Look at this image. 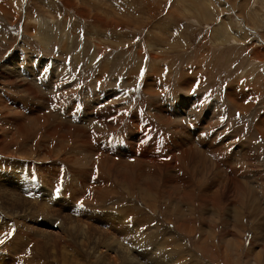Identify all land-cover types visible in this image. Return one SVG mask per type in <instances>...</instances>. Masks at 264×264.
<instances>
[{"label": "rangeland", "instance_id": "374dc122", "mask_svg": "<svg viewBox=\"0 0 264 264\" xmlns=\"http://www.w3.org/2000/svg\"><path fill=\"white\" fill-rule=\"evenodd\" d=\"M0 5V264H264V0Z\"/></svg>", "mask_w": 264, "mask_h": 264}, {"label": "bare ground", "instance_id": "6f19581e", "mask_svg": "<svg viewBox=\"0 0 264 264\" xmlns=\"http://www.w3.org/2000/svg\"><path fill=\"white\" fill-rule=\"evenodd\" d=\"M13 3H14V2H13ZM0 6H1V5H0ZM1 8H2V6H1ZM1 11H2V10H1ZM5 12H6V11H5ZM217 32H218V31H217ZM218 33H219V32H218ZM222 34H223V33H222ZM46 35H47V34H46ZM219 35H220V34H219ZM223 35H228V34H223ZM214 36H215V34H214ZM216 37H217V36H216ZM216 37H215V39H216ZM58 38H59V37H58ZM219 38H220V37H219ZM219 38H217V41H218V40H220V41L222 40V38H221V39H219ZM226 38H227V37H226ZM98 46H99V45H98ZM47 60H48V59L43 58L42 61H43V62H46ZM48 62H49V61H48ZM54 63L57 64L58 62H57V61H54ZM56 64H55V65H56ZM6 77H7V76H6ZM183 80H184V79H183ZM185 88H186V86H185ZM24 89H26V91H28V93L32 94L33 96L38 95L35 91H33V90H32L31 88H29V87H28V88L26 87V88H24ZM14 90H15V89H14ZM24 91H25V90H24ZM45 94H46V93H45ZM49 94H50V93H49ZM239 94H240V93H239ZM88 95H89V94H88ZM92 95H93V94H92ZM90 96H91V95H90ZM94 96H95V95H94ZM94 96H93V97H94ZM230 96H231V95H230ZM30 98H31V97H30ZM111 98H112V97H111ZM111 98H104V99H102L100 96H98V97L96 96L94 99H96V102H98V104H99V103H101V102H109V101L111 100ZM177 98H178V97H177ZM231 100H232V99H231ZM52 101H53V100H52ZM195 101H196V100H195ZM91 105H92V104H91ZM33 106H34V105H33ZM95 108H96V106H95ZM193 110H194V109H193ZM38 111H39V110H38ZM92 111H93V110H92ZM92 111H91V113H90L91 115H93L95 118H98V119L101 118V116H100L101 114H98V117H96V114L94 113V114H95V115H94V114L92 113ZM186 111H187V110H186ZM89 112H90V111H89ZM97 113H98V112H97ZM212 114H213V113H212ZM20 116H21V115H20ZM22 116H23V115H22ZM85 116H86V115H85ZM210 116H211V115H210ZM212 116H213V115H212ZM165 117H166V116H165ZM168 117H169V116H168ZM51 118H52V117H51ZM165 119H166V118H165ZM167 119H168V118H167ZM170 119H171V118H170ZM210 119L212 120L213 118L210 117ZM29 120H30V119H29ZM86 120H87V118L85 119V121H86ZM172 120H173V119H172ZM87 121H88V120H87ZM102 121H103V120H102ZM83 122H84V121H83ZM91 122H92V121H91ZM206 122H207V121H206ZM84 123H85V122H84ZM84 123H83V124H84ZM166 123H167V122H166ZM115 124H116V123H115ZM178 124H179V123H178ZM196 126H197V125H196ZM64 127H67V125L64 126ZM83 127H85V126H83ZM176 128H177V127H176ZM197 128L199 129V126H197ZM67 129H68V128H67ZM79 129H80V128H79ZM82 129H83V128H82ZM69 130H70V127H69ZM72 130H73V129H72ZM84 130H85V129H84ZM183 130H184V129H183ZM193 130H196V129H193ZM74 131H77V130H74ZM82 131H83V130H82ZM143 131H144V130H143ZM56 132H57V131H56ZM139 132H140V131H139ZM211 132H212V131H210V133H211ZM81 133H82V132H81ZM183 133H184V132H183ZM199 133H200V132H199ZM204 133H205V132H204ZM201 134H202V132H201ZM174 135H175V134H174ZM187 135H188V134H187ZM190 135H191V134H190ZM178 136H179V134H178ZM198 136H199V134H198ZM198 138L200 139V141H199L198 143L201 145V147H202V145H204V147L206 146L205 148H212V149H214V148H219V147H220V146H219V145H220L219 142H218V141L216 140V138H214L213 136H212V138H211V137L209 138V136H208L207 134H205V135H202V136L200 135ZM174 139H175V138H174ZM175 140H176V139H175ZM83 141H84V139H83ZM180 141H181V139L177 138V140H176V144H178ZM190 142H191V141H190ZM215 142H216V143H215ZM180 143H181V142H180ZM233 143H234V142H233ZM174 144H175V143H174ZM179 145H180V144H179ZM222 145H223V144H222ZM178 147H179V146H178ZM178 147H177V148H178ZM204 147H202V148H204ZM132 148H133V146H131V148L128 150L129 153H132V152H133V149H132ZM183 148H185V151H186L187 146H186V145H183V147H182L181 149H183ZM191 148H192V147H191ZM239 148H240V147H239ZM244 148H245V147H244ZM245 149H246V148H245ZM201 150H202V149H201ZM203 151H204V150H203ZM203 151H199V152L197 151L198 154H196V155L194 154V156H196V157H200V152L202 153ZM246 151H247V150H246ZM137 152H138V151H134L132 154H135V155L138 156V157H145V158L147 159V161H156V160L159 159V158H155V156H153V155L145 156L146 153L144 154V153H142V152H141V153H139V152L137 153ZM213 152H215V151H213ZM148 153H149V152H148ZM151 153H152V152H151ZM203 153H204V152H203ZM210 153H211V152H210ZM229 153H230V152H229ZM235 154H236V153H235ZM247 154H248V151H247ZM247 154H245V155H247ZM125 155H126V154H125ZM192 155H193V154H192ZM192 155H191V156H192ZM198 155H199V156H198ZM202 156H203V154H202ZM202 156H201V157H202ZM138 157H136V158H138ZM153 157H154V158H153ZM187 157H188V156H187ZM247 157H249V156H247ZM204 158H205V153H204ZM204 158H203V159H204ZM191 159H192V157H191ZM198 159H200V158H198ZM217 159H218V158H217ZM115 160H116V159H115ZM115 160H114V161H115ZM205 160H206V159H205ZM248 160H249V159H248ZM182 161H184V160H182ZM250 161H251V160H250ZM184 162H185V161H184ZM193 162H194V161H193ZM201 162H203V161H201ZM251 162H252V161H251ZM126 163H127V162H126ZM174 163H175V162H174ZM194 163H195V162H194ZM252 163H253V162H252ZM0 165H1V163H0ZM2 165H3V163H2ZM2 165H1L0 167H2ZM13 165H14V164H13ZM200 165H201V164H200ZM251 165H252V164H251ZM253 165H254V164H253ZM28 166H29V165H28ZM183 166H184V165H183ZM13 167H14V166H13ZM141 167H142V166H141ZM3 168H5V167H2V170H6V169H3ZM6 168H7V165H6ZM15 169H16V168H15ZM38 169H39V168H38ZM13 170H14V169H13ZM0 171H1V170H0ZM6 171H7V170H6ZM18 171H21V170L16 169V170H15L16 174L18 173ZM158 171H159V170H158ZM1 172H2V171H1ZM1 172H0V173H1ZM7 172H8V171H7ZM15 172H14V173H15ZM128 172H130V173H127V174H131V175H132V171H128ZM12 173H13V172H12ZM117 173H119V172H117ZM7 174H8V176H9L11 173H7ZM7 174H6V175H7ZM18 174H19V173H18ZM122 174H123V175H121V174H119V175H121L122 177H126V175H127V174H125L124 171H123ZM0 175H1V174H0ZM6 175H5V174H4V175H1L2 177L0 178V184H1V187H2V186H5V188H6V189H5V188L3 187L5 190H3V188H2V189L0 188V194H4V195H13V193L11 192V190H12L11 188H13V187H15V186L11 185V188H10V187H7V183H6L7 178L5 177ZM15 177H16V176H15ZM58 177H59V176H58ZM128 177H129V176H128ZM12 178H14V177L12 176ZM153 178H154V177H153ZM10 181H11V180H10ZM68 182H69V181H68ZM152 182L154 183V180H153V179H152ZM44 184H45V183H44ZM40 186L42 187V185H40ZM43 186H44V185H43ZM46 186H47V185H46ZM51 188H52V187H51ZM51 188H50V189H51ZM6 190H9V193H10V192H11V193H10V194H7ZM53 190H54V189H53ZM12 191H13V190H12ZM5 192H6V193H5ZM35 192H36V191H35ZM50 192H52V190H50ZM50 192H49V193H50ZM252 192H253V191H252ZM44 193H45V192H44ZM253 193H254V192H253ZM253 193H252V194H253ZM21 194H23V193H21ZM50 194H51V193H50ZM254 194H256V192H255ZM254 194H253V197L257 196V194H256V195H254ZM44 195H45V194H44ZM13 196H15V195H13ZM50 196H51V195H50ZM10 197H11V196H9V199L12 198V197H11V198H10ZM21 197H22V196H21ZM23 197H25V196L23 195ZM47 197H48V196H47ZM16 198H18V196H17ZM16 198H14V200H15ZM19 198H20V197H19ZM44 198H45V197H44ZM4 199H5V197H4ZM12 199H13V198H12ZM48 199H49V198H48ZM20 200H21V199H20ZM20 200H19V201H20ZM45 200H47V199L45 198ZM253 200H254V198H253ZM9 201H10V200H9ZM16 201H17V199H16ZM26 201H28V200L23 201L24 204H25ZM47 201H48V200H47ZM142 201H143V200H142ZM23 202H22V203H23ZM31 202L33 203V201H30V205H32ZM15 203H16V202H15ZM15 203H13V205H15V207H16V204H15ZM27 203H29V202H27ZM48 203H49V202H48ZM41 204H43V203H41ZM41 204H39V205H41ZM21 205H23V204H21ZM21 205H20V206H21ZM33 205H34V204H33ZM1 206H2V205H1ZM3 206H4V205H3ZM6 206H8V205H6ZM6 206H5V207H6ZM18 206H19V205H17V207H18ZM23 206H24V205H23ZM26 206H27V205H26ZM41 206H42V205H41ZM41 206L38 207V209L41 208V210H42V209L44 210V208H45L46 205H44V206H42V207H41ZM29 207H30V206H29ZM29 207H28V208H29ZM34 207H36V206L34 205ZM8 208H9V207H8ZM13 208H14V207H13ZM32 208H33V206H32ZM0 209H1V208H0ZM16 209H17V208H16ZM34 209L36 210L37 208H34ZM34 209H32V210H34ZM20 210H21V209H20ZM24 210H25V209H24ZM30 210H31V208H30ZM32 210H31V212H32ZM127 210L129 211L128 208L126 209V211H127ZM9 211H10V210H9ZM25 211H26V210H25ZM38 211H39V210H38ZM46 211H47V210H46ZM92 211H93V210H92ZM123 211L125 212V209H124ZM33 212H34V211H33ZM94 212H96V211H94ZM11 213H12V212H11ZM28 213H29V212H28ZM42 213H43V212H42ZM44 213H45V212H44ZM46 213H47V212H46ZM13 214H14V213H13ZM15 214H16V213H15ZM54 214H55V213H54ZM61 214H62V213H61ZM124 214H125V213H124ZM29 215H30V214H29ZM37 215H38V214H37ZM49 215H50V214H49ZM64 215H65V214H64ZM94 215H95V214H94ZM21 216H22V215H19V217H21ZM27 216H28V215H27ZM23 217H24V216H22L21 218H23ZM41 217H42V216H41ZM61 217H62V216H61ZM65 217H66V216H65ZM125 217H126V216H123V217L119 216V217L117 218V219L120 221V225H121V227H120V231H122V232H123V231H130V229H128V228H127L126 226H124L123 223H122ZM3 218H5V217H3ZM16 218H17V217H16ZM43 219H44V218H43ZM15 220H16V219H15ZM138 220H140V219H138ZM143 220H144V219H143ZM143 220H142V221H143ZM36 221H37V220H36ZM75 221H76V220H75ZM85 221H86V220H85ZM115 221H116V220H115ZM144 221H145V220H144ZM15 222H16V221H15ZM67 222H68V221H67ZM73 222H74V221H73ZM91 222H92V221H91ZM8 223H9V222H8ZM10 223H11V222H10ZM21 223H22V222H21V219H20V224H21ZM88 223H89V222H88ZM88 223H87V224H88ZM115 223H116V222H115ZM136 223H138L137 220L134 221V224H133L134 228H132L131 232H135V233L138 232V231H137L138 225H136ZM145 223H146V222H145ZM15 224H16V223H15ZM22 224H24V222H23ZM79 224H81V223H79ZM138 224H139V228H140V227L143 226L144 223H143V224H142V223H138ZM83 225H84V224H83ZM120 225H119V226H120ZM69 226H70V225H69ZM69 226H68V227H69ZM80 226H81L80 228L83 229V228H82V224H81ZM3 227L5 228L4 225H3ZM3 227H2V228H3ZM13 227H14V226H13ZM16 227H17V226H16ZM22 227H23V226H22ZM24 227H25V226H24ZM28 227H30V226H28ZM32 227H33V226H32ZM32 227H31V228H32ZM70 227H72V226H70ZM78 227H79V226H78ZM87 227H89V226H87ZM14 228H15V227H14ZM135 228H136V229H135ZM139 228H138V229H139ZM16 229H17V228H16ZM5 230H6V229H5ZM32 230H33V228H32ZM32 230H31V231H32ZM34 230H35V229H34ZM69 230H70V228H69ZM90 230H91V228H90ZM204 230H206V229H204ZM152 231H153V230H152ZM206 231H207V230H206ZM22 232H23V233H26L27 231H26V232L22 231ZM22 232H21V234H22ZM42 232H43V231H42ZM88 232H89V231H88ZM15 233H16V232H15ZM28 233L31 235V232L28 231ZM32 233H33V232H32ZM52 233H53V232H52ZM83 233H85V232H83ZM142 233H143V232H142ZM151 233H152V232H151ZM207 233H209V232H207ZM207 233H205V234H207ZM26 234H27V233H26ZM33 234H35V235H33V237H34V236H36L37 233H33ZM39 234H40V233H39ZM39 234H38V235H39ZM143 234H145V232H144ZM146 234H147V232H146ZM146 234H145V235H146ZM149 234H150V233H149ZM158 234H159V233H158ZM158 234H157V235H158ZM160 234H161V233H160ZM16 235H17V234H16ZM19 235H20V234H19ZM138 235H139V233H138ZM141 235H142V234H141ZM150 235H152V234H150ZM17 236H18V235H17ZM21 236H22V235H21ZM21 236H19V237H21ZM39 236H40V235H39ZM39 236H38V237H39ZM42 236H43V235H42ZM143 236H144V235H143ZM155 236H156V235H155ZM158 236H160V235H158ZM161 236H162V235H161ZM19 237H18V238H19ZM23 237H25V236H23ZM43 237H44V236H43ZM47 237H48V236H47ZM71 237H72V236H71ZM146 237H149V236H146ZM30 238H31V237H30ZM35 238H37V237H35ZM35 238H33V239H35ZM65 238H66V237H65ZM156 238H157V237H156ZM161 238H162V237H161ZM31 239H32V238H31ZM33 239H32V240H33ZM47 239L50 240L51 238L48 237ZM66 239H67V238H66ZM163 239H164V238H163ZM36 240L38 241V238H37ZM49 240H46V243H47V241H49ZM61 240H62V239H61ZM25 241H26V238H25ZM28 241H29V240H28ZM33 241H34V240H33ZM56 241H57V243L59 244L60 240H55V242H56ZM63 241H65V240H63ZM165 241H166V240H165ZM167 241H168V240H167ZM30 242H32V241H30ZM30 242H28V243H30ZM50 242L55 243L53 240H51ZM50 242H49V243H50ZM61 242H62V241H61ZM139 242H140V241H139ZM141 242H142V241H141ZM62 243H64V242H62ZM163 243L165 244L164 241H163ZM35 244H37V243H35ZM39 244H40V247H41V246H42V245H41V242H39ZM51 244H52V243H51ZM68 244H69V243H68ZM128 244H130V242H128ZM54 245H55V244H54ZM64 245L66 246L67 244H63V245H61L62 248H64ZM99 245H100V244H99ZM36 246H37V245H36ZM49 246H50V244H49ZM52 246H53V245H52ZM52 246H51V247H52ZM58 246H59V245H57V247H58ZM155 246H156V245H155ZM162 246H163V245H162ZM164 246H165V245H164ZM40 247H39V248H40ZM44 247H45V246H43V248H44ZM67 247H68V245H67ZM52 248H53V247H52ZM59 248H60V247H59ZM89 248H90V247H89ZM99 248H100V247H99ZM48 249H50V248L48 247ZM53 249L56 250V246H55V248H53ZM157 249H159V248H157ZM40 250H41V248H40ZM40 250H39V251H40ZM45 250H46V249H45ZM55 250H54V251H55ZM60 250H61V249H60ZM90 250H91V249H90ZM39 251H38V252H39ZM42 251H43V250H42ZM66 251H67V250H66ZM83 251H84V250H83ZM47 252H48V254H49V251H48V250L46 251V253H47ZM60 252H61V251H60ZM63 252H65V251H63ZM63 252H61L60 254H61V255H65V256L69 255V254H67L69 251H67V253L65 252L66 254H63ZM85 252H86V251H85ZM87 252L89 253V251H87ZM157 252H158V251H157ZM159 252H161V251H159ZM170 252H171V251H170ZM180 252H181V251H180ZM50 253H52V252H50ZM55 253H56V252H55ZM69 253H70V252H69ZM81 253H84V252H81ZM163 253H164V252H163ZM171 253H172V252H171ZM40 254H41V252H40ZM57 254H59V253H57ZM57 254H56V255H57ZM71 254H72V253H71ZM84 254H85V253H84ZM159 254H160V253H159ZM167 254H168V253H167ZM44 255H45V254H44ZM73 255H74V254H73ZM73 255H72V256H73ZM87 255H88V254H87ZM128 255L130 256V254H128ZM174 255H176V254H174ZM174 255H173V256H174ZM50 256H53V255L51 254ZM54 256H55V255H54ZM54 256H53V257H54ZM57 256H59V255H57ZM65 256H64V258H66ZM70 256H71V255H70ZM129 256H128V257H129ZM166 256L168 257V255H166ZM74 257H76V256L74 255ZM74 257H73V258H74ZM133 257H134V256H133ZM45 258H46V257H45ZM54 258H55V257H54ZM83 258H84V257H83ZM83 258H82V259H83ZM56 259H57V257H56ZM59 259H61V258H59ZM68 259H70V258L68 257ZM76 259H77V258H76ZM82 259H81V260H82ZM65 260L68 261L67 259H65ZM70 260H71V259H70ZM74 260H75V258H74ZM77 260H78V259H77ZM77 260H76V261H77ZM79 260H80V259H79ZM79 260H78V261H79ZM54 261H55V260H54ZM56 261H58V260H56ZM59 261H60V260H59ZM66 261H65L64 263H69V262H66ZM78 261H77L76 263H80V262H78ZM131 262H132V261H131ZM253 262H254V261H253ZM255 262H256V261H255ZM69 264H70V263H69ZM71 264H72V263H71Z\"/></svg>", "mask_w": 264, "mask_h": 264}]
</instances>
